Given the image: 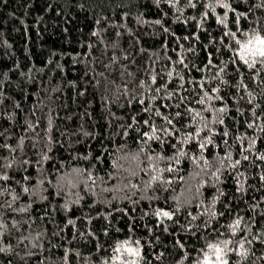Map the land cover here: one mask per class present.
Segmentation results:
<instances>
[{"label":"trees","instance_id":"obj_1","mask_svg":"<svg viewBox=\"0 0 264 264\" xmlns=\"http://www.w3.org/2000/svg\"><path fill=\"white\" fill-rule=\"evenodd\" d=\"M194 2L196 8L190 7L188 0H179L175 6L174 0L159 4L156 0H0V173L12 177L0 181V191L8 190L0 195V203L12 205L0 209V222L5 224V229H0V247L10 246L9 251L0 253V264H64L65 256L68 264H103L112 255L116 240L128 237L141 241L146 256L143 264H179L185 251L190 259L183 264H192L197 256L194 246L204 243L199 237L211 231L205 230V221L219 228L239 215L253 225V233H264V160L257 159L264 154V131L260 130L264 128V85L259 83L264 72L253 80V72L241 65L240 84L236 65L228 63L221 74L228 83H221L216 72L231 53L220 44L225 29L217 24L216 16H223L225 10L217 7L212 13L207 7L209 0ZM232 2L239 10L247 9L239 0ZM205 12L209 18L202 20ZM256 15L261 13L257 10ZM229 19H233L231 13ZM156 20L161 24L154 23ZM209 53L217 67H204ZM113 56L118 58L115 63ZM180 59L188 67L178 63ZM169 71L171 77L166 75ZM153 75H157V84L151 85V90L139 87L141 80L151 84ZM125 84L137 97L131 106ZM164 84L167 88L157 93L156 87ZM217 88L219 91H214ZM169 92L171 98H167ZM205 92L213 99H207ZM182 98L186 99L181 102ZM139 99H145V105ZM201 99L203 104L198 102ZM145 106L151 107V114L143 112ZM222 107L226 111L219 113L217 109ZM156 108L172 119L178 131L155 115ZM132 116L140 121V131L134 125L125 137L120 125L132 123ZM221 117L223 124L218 122ZM149 118L172 135L164 136L168 143L163 146L149 141L150 149L140 154L141 168L153 163L146 154L174 156L177 149L187 153L179 156V164L174 160L158 162L160 168L177 169L162 173V180H171V184L154 182L147 188L146 182L157 173L140 172L133 179L139 189L122 188L111 180L107 185L98 181L96 186L65 188L56 195L60 176L72 168L106 176L111 160L138 152L140 133L150 131L143 124ZM249 123L254 126L249 128ZM84 131L92 135L85 136ZM189 135L192 138L187 143L171 147ZM201 143L207 145L203 150ZM120 145L126 147L120 150ZM44 154L50 159L43 160ZM89 154V159L81 158ZM244 155L249 159L243 160ZM98 156L103 162L97 161ZM238 159L241 163L233 167ZM25 160L29 163L24 164ZM24 176L30 180L25 181ZM240 184L244 191L238 190ZM113 185L122 190H101ZM24 187L29 188L28 193L23 192ZM14 194L19 199L13 201ZM175 196L180 198L179 212L173 220L161 223L156 211L175 212ZM80 197L78 204L71 203ZM66 202L70 211L62 207ZM20 208L27 210L16 211ZM209 209L224 215L213 219ZM192 216L198 218L192 220ZM68 219L75 220V225L65 227ZM188 222L200 226L199 230L193 228L196 236L182 227ZM177 239L184 242V250L174 246ZM98 244L102 247L97 248ZM250 247L255 254L245 264H264L257 259L264 256V243L257 241Z\"/></svg>","mask_w":264,"mask_h":264},{"label":"snow or ice","instance_id":"obj_2","mask_svg":"<svg viewBox=\"0 0 264 264\" xmlns=\"http://www.w3.org/2000/svg\"><path fill=\"white\" fill-rule=\"evenodd\" d=\"M6 2V0H5ZM161 0H156V3L159 4ZM179 0H174L173 6H175V3H178ZM240 4H246L247 9L246 10H239V5L233 6L232 0H209V3L207 5L208 9L215 13V9L221 8L224 9L223 16L217 15L216 16V22L219 25H222L225 31L222 33L220 44L223 45L230 53L231 56L229 57V60L227 62H223L222 67L218 68V71L216 72V77H221V74L225 72V69L227 67L228 63H232L233 65H236V71L240 73L241 79L238 81V83L243 84V72L241 71V65L247 68L249 71L253 72V80L256 79V77L261 76L262 72H264V0H239ZM188 5L192 8H196V3L194 0H188ZM259 11L261 15L257 16L256 11ZM232 14L233 19L230 21L229 14ZM209 18L208 12L201 13V19L206 20ZM192 19H195V17H192ZM147 22V21H145ZM244 22H247L245 24ZM99 23V21H97ZM156 24H161L160 20L154 21ZM198 27L200 25L198 24ZM165 32H168V28H164ZM98 33L93 32L92 35L96 36ZM119 35V33H117ZM224 37L228 38V41L226 42L224 40ZM195 39L199 40V37H194ZM187 39V37H185ZM92 45H89V48H91ZM207 47V45L205 46ZM141 51H144L141 49ZM187 51H194V49H188ZM125 59H128L127 56L124 57ZM76 59L75 57L73 58ZM118 58L113 56L112 62L115 63ZM49 63H51V60H49ZM180 64H184L185 67H188L187 64L184 63L183 59H180L178 61ZM208 65H211L212 67H217V65L213 64L212 62V54H208L207 63L205 64V68L208 67ZM58 67L63 70L62 66L58 65ZM107 67V65H106ZM201 70V69H197ZM7 75L6 73L4 74ZM98 75L103 76L104 73H99ZM129 75H133L132 73H129ZM169 77L172 76V72L169 71L166 73ZM180 79H183V77H180ZM171 82V81H169ZM73 86L74 82H69ZM114 83V82H109ZM221 83L227 84L228 81L224 80L221 77ZM259 83L261 85H264V78H261ZM97 84H99V81H97ZM157 84V75H153L151 77V84H147L145 81L141 80L139 82V87L144 88L146 91L151 90V85ZM181 88L183 87V84L179 85ZM120 86L117 85V88ZM245 88H247V85H244ZM161 88H167V84L161 85L156 87L155 91L159 93L161 91ZM214 91L218 92L219 89H215ZM124 93L130 95L129 99V106H131L132 100L137 99L136 95L134 93H130L127 84L124 85ZM84 93H80V95H83ZM173 93L169 92L167 98H171ZM248 95L255 99L253 94L251 92L248 93ZM205 97L207 99L211 100L213 99L212 96H209L207 92H205ZM182 98L181 102H183ZM215 99H223L220 96H216ZM243 99V97H241ZM152 101H155V97H152ZM141 105H145V99H139L138 101ZM199 103L203 104L204 99H201L198 101ZM251 103V100L249 101ZM19 107V105H17ZM177 108L180 107L179 104L176 105ZM259 107V105H257ZM143 112L151 114L152 109L149 106L143 107ZM191 111V109H189ZM219 113H224L226 111L225 108H219L217 109ZM115 114L113 113V116ZM155 115L160 116L163 120L166 121L168 125H172V128L174 131H178L176 129L175 125H173L172 119H169L168 116L163 115L159 108H156ZM196 115H199L197 113ZM253 115H256L255 108L253 109ZM176 116L180 117L181 112H176ZM71 117H69L70 119ZM259 118V117H257ZM122 119V117L118 118ZM132 123L127 125H120L121 128L124 129L123 135L125 137L128 136V129L133 128L134 125H136V130L139 132L140 128V121L137 120L136 116H132ZM218 122L220 124L224 123L223 118H219ZM49 124L51 125V120L49 121ZM143 124L146 125L150 131L142 132L140 133V139L139 143H141V148L136 153H125L124 155L117 157L116 159L111 160L110 162V169L107 171L106 176H99V175H93V172L88 169H82L78 167H74L71 169V171L65 172L63 175L60 176L58 187L59 191L56 193V195H59L60 192L64 191L65 188L68 189H75L79 187L81 184L83 185H92L96 186L97 182L100 181L101 183L107 185L109 181L116 180L118 182V185H122V188H132V189H139V185L133 183V179L137 177L140 172H143L145 175H149L151 172L155 171L156 175H151L150 180L146 182L147 188H151L152 184L154 182H161L165 184H171V180H162V173L167 172H174L177 169L169 166L167 168H160L159 167V161L165 160V161H175L176 164L180 163L179 156H185L187 153H185L181 149H177V153L174 154V156H163V155H156L153 156L151 154H146V159L148 161H152L153 163L150 164L148 168H141L140 164L143 163V161L140 158L141 153H145L146 149H150L149 141H158L163 146L164 144L168 143L167 139L164 138L165 135L171 136L172 132L169 131L168 128L163 126H157L151 119H145L143 121ZM249 128H252L254 125L252 123H249L247 125ZM29 127H32L31 124H29ZM82 129V126H81ZM261 131H264V128L260 129ZM83 134L85 136H90L92 133H89L87 131H84ZM196 136H199V132L195 134ZM224 135H228L227 130L224 132ZM192 138L191 135H189L184 141H181L180 139H177L176 144H172L171 147L176 149L177 144H183L187 143L188 140ZM51 142V141H50ZM208 143H211V140H208ZM227 143V141H225ZM23 144V140H21V146ZM252 145H255V140L252 141ZM205 143L200 144L201 150L206 148ZM3 147V146H0ZM120 150H123L126 145H120ZM14 150V149H13ZM50 150V149H49ZM248 149H245L247 151ZM107 151V149H105ZM154 151V150H152ZM89 156H83L81 158L83 159H89ZM230 153L227 157L230 159ZM50 157L47 154H44L43 160L47 161ZM97 161L103 162L101 157H96ZM243 160H248L249 157L247 155H244L242 157ZM257 159L264 160V154H261L257 157ZM124 160L128 162V165L125 166V164H122L120 161ZM24 164H28L29 161L25 160L23 161ZM241 163V160H236L233 164V167L239 165ZM134 166V167H133ZM8 168L12 167V164L9 163L7 165ZM95 166H93L94 168ZM220 169H217V172H219ZM123 173V174H122ZM12 179L7 174L0 173V181H9ZM23 179L25 181L30 180V177L24 176ZM217 180L220 179L219 176L216 177ZM261 180L264 181V176H261ZM126 181V183H125ZM42 184L43 181H40ZM49 183H52L49 181ZM121 187H118L117 185H113L112 187H104L101 190L104 192H112V191H121ZM238 190L244 191V185L240 184L238 186ZM8 191L7 189H3L0 191V195H3L4 192ZM24 193L29 192L28 187L23 188ZM224 193L221 192L220 195H223ZM19 199L18 195H13L12 200L15 201ZM42 199H47V197H42ZM79 199H82V197L78 198L76 201H72L71 203H79ZM115 199V197H113ZM151 199V197H149ZM173 200L177 201V207L175 209V212H169L164 210H157L155 215L158 220H160L161 223H163V220H173V216L176 212H179L180 210V198L179 196L172 197ZM133 203H136V201H133ZM4 207L11 208L12 205L9 202L0 203V209ZM62 207L65 209V211H70L69 202H66ZM27 209L20 208L16 211L19 212H25ZM211 214V217L215 219L217 215L223 216L224 213H216L213 209L208 210ZM110 215V213L108 214ZM147 215V213H146ZM191 215V213H189ZM264 215V214H262ZM107 218V217H106ZM197 216H192V220H196ZM43 219V217H41ZM90 222V220H89ZM178 223V221H177ZM67 225H75V220L68 219ZM15 227V222L13 224ZM185 231L190 232L192 236H196V231H193V228L195 227L197 230H199V225H192L191 222H188L187 226H183ZM204 228L205 230H208L211 228V231L207 233V235H204L203 233L199 237L200 239H203L204 243L199 246H194L193 250L197 253V256L192 259V264H245L246 261H248L250 255H254L255 253L252 251V246L254 242H260L264 243V239H261V237H264V233H253L252 228L253 225L249 224L247 221H245V218L242 216L237 215L234 218H231L230 221L226 225H221L219 228L212 227L211 224L208 221L204 222ZM220 228L226 229L225 231H221ZM0 229H5V224L3 222H0ZM167 226H165V231L167 232ZM119 231V230H118ZM129 231H132L131 226H129ZM151 232V229H149ZM103 234L105 236L109 235V232L107 229H104ZM248 234H251V238H249ZM3 235V232L0 231V236ZM83 235V234H81ZM89 235L93 236L95 238V233L90 232ZM178 235V233L176 234ZM159 237H157V240ZM178 245L181 250L185 249V244L182 240L177 239L175 241V245ZM247 245V246H246ZM33 247H37V245L33 244ZM102 247L101 245H97V248ZM10 250V246L7 247H0V253L6 252ZM70 251V250H66ZM111 253L112 255L108 256L106 259L103 260V264H143V262L146 259V256L143 251V247L141 245V241L139 239L133 240L131 237H128L124 240H116L115 244L111 247ZM79 255V254H77ZM161 256L164 255V253L160 254ZM233 257H238L239 259H233ZM160 257L157 256L156 259H159ZM190 259V254L188 252H184L182 260L179 262V264H183L184 260ZM259 260H264V256L257 257ZM64 264H68L67 256L64 258ZM150 264V262H149ZM254 264V262H253Z\"/></svg>","mask_w":264,"mask_h":264}]
</instances>
